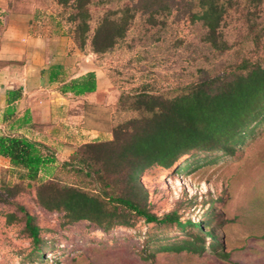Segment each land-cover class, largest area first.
Returning <instances> with one entry per match:
<instances>
[{
    "label": "rangeland",
    "instance_id": "374dc122",
    "mask_svg": "<svg viewBox=\"0 0 264 264\" xmlns=\"http://www.w3.org/2000/svg\"><path fill=\"white\" fill-rule=\"evenodd\" d=\"M89 9L91 34L110 12L130 13L129 28L115 47L94 56L103 73L101 90L94 96L97 103L85 102L84 123L98 132L81 139L78 130L61 129L59 134L70 142L46 144L60 163L64 160L57 156L55 144L63 150L66 143L77 147L83 140L113 137L115 126L133 114L118 103L122 93L175 91L227 73L243 57L264 52H252L255 45L251 35L247 37L248 28L233 11L224 27L230 47L225 51L210 47L203 39L205 27L194 18L195 0H104ZM69 11L56 0H0V35L3 17L10 13L19 34L67 35L73 27ZM259 12L264 14V3ZM8 167L9 159L0 158V178L14 185L17 173ZM62 175L72 180L69 172ZM139 179L148 189L150 209L158 215L176 210L181 221L212 219L205 250H162L187 239L189 226L180 230L175 224L158 225L142 218L109 230L89 220L67 223L64 212L41 207L31 188L21 190L10 203L0 202V264H264V118L247 128L233 153L224 149L189 153L170 168H146ZM18 204L41 226L46 242L42 256L33 254ZM12 213L17 216L12 218ZM214 238L223 243L222 249H215Z\"/></svg>",
    "mask_w": 264,
    "mask_h": 264
},
{
    "label": "trees",
    "instance_id": "16d2710c",
    "mask_svg": "<svg viewBox=\"0 0 264 264\" xmlns=\"http://www.w3.org/2000/svg\"><path fill=\"white\" fill-rule=\"evenodd\" d=\"M70 9L72 28L67 35L84 52L97 54L115 47L129 28L131 14L106 13L91 34L90 5L104 0H56ZM264 0H195L194 18L205 27L203 39L216 50L230 47L224 27L235 12L247 28L255 45L253 53L264 49ZM0 13V23H2ZM99 65L98 61L96 60ZM227 73L202 82H189L175 91L147 89L122 93L118 103L133 114L119 122L113 137L82 143L71 155L58 162L55 153L43 142L21 134L0 131V158L9 159L8 171L17 173L10 185L0 178V202L10 203L21 190L35 188L37 203L50 211H62L66 222L89 220L109 230L129 226L135 218L158 225L189 226L188 238L162 247L166 251H203L210 234L211 218L181 221L176 210L158 215L148 205V189L139 179L148 167L170 168L184 155L224 149L233 153L242 143L247 128L264 118V52L246 56L230 65ZM60 68H51V80ZM63 93L86 95L98 88L95 71L70 79H60ZM19 92H9L6 117L14 113L13 102ZM88 104V103H85ZM92 127V126H91ZM72 174L67 180L62 172ZM16 186V190L14 189ZM23 231L30 238L35 256L43 255L46 242L36 216L24 205H17ZM12 218L17 216L11 214ZM215 249L223 243L213 239ZM223 252V256H227Z\"/></svg>",
    "mask_w": 264,
    "mask_h": 264
},
{
    "label": "crops",
    "instance_id": "0c3cea01",
    "mask_svg": "<svg viewBox=\"0 0 264 264\" xmlns=\"http://www.w3.org/2000/svg\"><path fill=\"white\" fill-rule=\"evenodd\" d=\"M12 16L10 13L3 17L5 26L0 35V131L25 135L48 145L51 140L70 142L59 134L61 129L78 130L81 139L89 133L96 134L95 128L84 123L85 102L97 103L94 96L101 90L99 80L103 73L96 54L80 50L68 35L19 34ZM53 66L60 68L55 80L50 77ZM89 71L97 75L95 92L86 95L61 92L60 79L68 80ZM12 90L19 92V97L13 102L14 113L6 117ZM89 141L92 140L82 143ZM54 147L61 160L67 159L76 148L69 143L63 150L57 144Z\"/></svg>",
    "mask_w": 264,
    "mask_h": 264
}]
</instances>
